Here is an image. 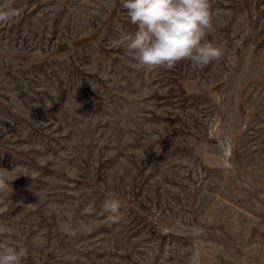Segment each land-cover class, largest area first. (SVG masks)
<instances>
[{
	"label": "rangeland",
	"instance_id": "obj_1",
	"mask_svg": "<svg viewBox=\"0 0 264 264\" xmlns=\"http://www.w3.org/2000/svg\"><path fill=\"white\" fill-rule=\"evenodd\" d=\"M13 6L0 168L17 178L0 242L25 247L22 264H264V0H211L222 57L152 71L116 43L137 30L121 0Z\"/></svg>",
	"mask_w": 264,
	"mask_h": 264
},
{
	"label": "clouds",
	"instance_id": "obj_2",
	"mask_svg": "<svg viewBox=\"0 0 264 264\" xmlns=\"http://www.w3.org/2000/svg\"><path fill=\"white\" fill-rule=\"evenodd\" d=\"M127 10V17L137 26L134 33L126 34L122 44L131 57L136 70L152 71L158 68L172 69L181 61H188L194 69H203L222 57V48L206 37L212 28L211 0H121ZM14 0H3L0 3V24L15 20L22 9L14 7ZM221 157L219 163L231 167L229 158L233 149L230 138L225 137L219 144ZM13 177L12 171L0 168V192L9 191ZM120 202L107 199L104 211L118 218ZM61 229L69 231L65 225ZM8 229L0 227V235ZM41 237L33 238V241ZM27 256L23 246H12L0 242V264H22ZM196 264V258L189 260Z\"/></svg>",
	"mask_w": 264,
	"mask_h": 264
}]
</instances>
